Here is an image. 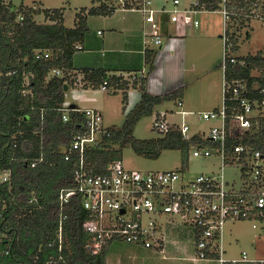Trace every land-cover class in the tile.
Segmentation results:
<instances>
[{
    "label": "built area",
    "instance_id": "2783aa9c",
    "mask_svg": "<svg viewBox=\"0 0 264 264\" xmlns=\"http://www.w3.org/2000/svg\"><path fill=\"white\" fill-rule=\"evenodd\" d=\"M208 3L213 4V0H195L184 7H181V0H172L170 6L162 7H156L153 0L116 1L118 8L142 14L146 27L145 36L155 47H161L164 43L161 32L163 18L183 27L199 29L201 22L198 16L202 12L217 11L221 14L224 45L221 63L224 71L223 101L219 109L198 114V119L216 124L208 134L204 130L192 132L185 118L195 113L183 110V101L177 102L181 109L176 112L181 115V122L171 121L170 113L166 111L157 112L153 121V129L160 136L175 130L184 141L194 140L189 157L217 158L221 162L220 171L188 179V159L181 169L175 171H139L130 169L122 160H117L109 164L105 174H97L86 161L85 153L88 149L99 146L107 134L103 114L96 109L64 107V121L69 120L70 111L79 112L85 118V129L74 136L69 147L60 150L66 162L73 161L74 156H78L73 171V185L62 189L58 197L61 214L56 243L60 253L64 246L63 221L67 218L65 207L73 198H78L87 212L82 228L88 235L87 249L93 255L101 254L114 241L141 245L164 253L168 227L181 224L194 229L195 251L197 258L201 260H215L219 264H264V258L251 259L245 251L239 258L229 259L225 250L228 224L251 222L253 229L264 228V150L254 149L243 143L246 136L253 135L260 118L264 117V88L257 85L250 88L244 79L227 81L225 76L229 64L245 65V61L239 60L233 53L234 40H240L243 30L252 19H264V0H245L244 4L238 0H219L215 10H209L206 7ZM23 20L24 16L20 15L18 21ZM243 21L244 25L241 24ZM81 49V45H78L77 50ZM33 56L35 60L51 58L48 51H36ZM53 73L63 75L59 69H55ZM147 73V69H144L140 74L123 76L133 86L140 78H145ZM65 76L72 86H85L82 72L70 70ZM100 89L110 91L109 82L104 81ZM250 90H259L262 97L250 98ZM27 93L29 92H24ZM228 94L231 96L229 99L236 102L231 108L226 103ZM23 161L27 164L30 162L34 168L43 158ZM228 167L241 172L239 186L236 182L227 181L225 169ZM11 181L12 169L0 168V186L10 185ZM4 204L5 209V201ZM3 215L1 212L0 225ZM53 244L55 242L49 246ZM62 260L60 255L58 260L52 259L49 264H59Z\"/></svg>",
    "mask_w": 264,
    "mask_h": 264
},
{
    "label": "trees",
    "instance_id": "16d2710c",
    "mask_svg": "<svg viewBox=\"0 0 264 264\" xmlns=\"http://www.w3.org/2000/svg\"><path fill=\"white\" fill-rule=\"evenodd\" d=\"M109 1L93 0L90 9H82L77 14L76 26L68 28L63 9L28 7L23 3L16 6L13 0H0V168L12 169L11 184L0 186V213H4L0 225V264H49L60 255L63 260L59 264H107V250L93 255L87 249L88 235L82 228L87 212L78 198H73L65 207L67 218L63 221L61 253L56 240L61 214L59 193L73 185L78 158L75 155L73 161L66 162L60 150L69 147L74 136L85 129V118L79 112L70 111L69 120L64 121L65 86H72L65 75L74 69L77 46L84 43L89 32L87 17L112 16L118 9ZM218 2L213 0L206 7L215 10ZM20 15L24 16L23 21H18ZM41 15L45 23L36 21ZM234 43L237 52L238 38ZM36 51H48L51 58L35 60ZM155 57V50H146L148 74L153 71ZM238 59L244 60L245 65L229 64L226 80L244 79L250 88L253 85L264 88V55L250 54ZM55 69L63 75H55ZM80 72L84 74L85 86L99 87L107 80L115 91L122 90L125 103L131 88L142 93L140 102L126 114L123 125L107 128L101 144L86 151V161L95 173L105 174L109 164L122 160L126 146L147 158L158 159L164 150H180L187 159L195 141H184L175 130L147 140L134 136L137 124L151 116L156 107L164 102L182 101L181 88L164 96H153L143 85L146 78L131 86L123 74L109 76L102 70ZM26 91L29 93L24 94ZM248 96L262 97L259 90H250ZM230 97L228 94L226 103L231 108L236 102ZM243 143L264 150V117ZM41 157L43 161L34 168L30 162L23 161ZM3 235L6 237L2 238Z\"/></svg>",
    "mask_w": 264,
    "mask_h": 264
},
{
    "label": "rangeland",
    "instance_id": "374dc122",
    "mask_svg": "<svg viewBox=\"0 0 264 264\" xmlns=\"http://www.w3.org/2000/svg\"><path fill=\"white\" fill-rule=\"evenodd\" d=\"M117 0H110L111 4H116ZM155 6L161 0H153ZM163 1V0H162ZM195 0H181V7L188 6L190 2ZM172 0L166 2L167 6L171 5ZM16 6L22 3L25 6L33 7L40 6L42 9H63L65 14V26L73 28L76 25V16L82 9H90L94 4L93 0H13ZM135 15L137 13H134ZM119 15V14H118ZM43 16V15H41ZM137 16V15H136ZM38 18V17H37ZM116 18H121L115 17ZM36 19V18H35ZM201 22L199 29L188 30V38H196L201 34L212 35L215 39L214 46L217 49L220 46L221 58L219 63L223 60V39L220 35L223 32L222 16L217 11L202 12L198 16ZM114 20V19H108ZM39 23H45V18L36 19ZM172 26H180L178 23H171ZM89 25V32L87 36L96 34L98 30L106 32L107 26L98 24V26ZM98 27V28H97ZM186 28V27H185ZM187 29V28H186ZM168 31V28H166ZM108 32V31H107ZM115 38H119L118 33H114ZM170 37L164 36V45ZM177 48H173L175 52H181V45L177 37L172 38ZM184 39V40H185ZM191 39V40H192ZM180 40V41H178ZM148 46L156 51V59L161 58L167 61L171 57L169 51L165 52L160 47H155L150 39H147ZM116 46V45H115ZM178 49V50H176ZM173 51V50H172ZM218 52V51H215ZM235 56L256 55L262 53L264 55V19H252L251 23L246 26L240 36V50L233 52ZM152 71L149 72L152 75ZM221 73V71H220ZM148 74V75H149ZM257 74V73H255ZM222 81V77H221ZM81 95H86L92 98L91 102L79 103ZM123 94L118 91L114 93H104L99 88L89 87L88 90L70 88L67 84L65 86V103L64 107L68 108L71 105H76L81 109L93 108L99 109L103 112L105 126H122L124 123L125 113L122 106ZM175 102L171 104L158 107V110H176ZM155 112L151 116L141 119L134 131V136L137 139L147 140L162 137L153 129V121ZM177 118V117H176ZM182 118L179 116L173 122H181ZM185 121L190 125L191 131L204 130L206 134L212 126L216 123L213 121H206L198 119V115L187 116ZM189 161V170L186 174L188 179H194L200 174H209L212 172H219L221 162L217 158H193L187 157ZM122 161L124 165L130 169L139 171H175L181 169L184 165L185 156L180 150H164L158 159L147 158L137 155L130 146H126L122 152ZM186 162V161H185ZM225 176L228 182H236L239 186L241 183V172L232 167L225 169ZM186 178V179H187ZM167 234L166 252L159 253L144 248L141 245L129 244L121 241H114L110 244L107 253V264H218L215 260H201L196 255V235L194 229L190 226L176 224L170 227ZM260 234L263 235L260 229H253L251 222H237L235 224H228L225 234V250L226 257L239 258L240 254L245 251L251 257H255V249H262L264 252V237L259 239Z\"/></svg>",
    "mask_w": 264,
    "mask_h": 264
},
{
    "label": "crops",
    "instance_id": "0c3cea01",
    "mask_svg": "<svg viewBox=\"0 0 264 264\" xmlns=\"http://www.w3.org/2000/svg\"><path fill=\"white\" fill-rule=\"evenodd\" d=\"M167 1L168 0H161L157 2L158 5H156V7L166 6ZM115 6L117 7L116 4ZM134 13H137V16ZM119 16H121V18L115 19V17ZM42 17L43 16H38V18ZM109 18L114 20H108ZM87 21L91 26H98V24L101 23V25H106L107 29L105 33L98 30L96 34L89 36L86 35L84 43L81 45L82 49L78 50L74 55V71L102 70L109 76L123 74L125 77H128L131 74H140L144 69H147L148 71V68L145 65L146 52H144L145 50H148L147 37L145 36L146 27L144 24V18L140 12L118 8L112 16H88ZM166 28H168V31ZM186 28L181 25H176V27L172 26L168 21V18H163L161 32L163 37L168 36L170 38L165 45L163 43L160 49H164L165 47V52L169 51V53H171L170 58L172 59L164 61L165 59L162 60L159 58L155 61V57L153 73L152 75L149 74L145 77L146 81L144 82V86L147 92L153 96H164L181 88L183 90L182 109L188 112H194L195 115H198L201 112L219 109L222 105L224 71L221 68L222 61L219 63L222 52H220V46L218 45L216 49L214 42H212L215 39V36L212 37V35L201 34L194 39H185L187 37L186 32L188 30L190 31L189 28ZM114 33H118L119 38H115L113 36ZM222 35L223 32L220 37H222ZM173 37L182 39L181 41L178 40L182 47L181 52L174 51L177 47L174 42H172L174 41L172 39ZM149 50L154 49L150 48ZM69 87L84 90H88L89 87L100 89V86L97 87L90 85ZM100 91L102 90L100 89ZM102 92L114 93L118 91L111 88L110 91ZM120 92L123 94V112L127 114L140 102L142 93L139 89L131 88L128 92V101L125 103L124 92L122 90H120ZM92 100V98L87 97L86 95H81L79 103L81 102L84 104L91 102ZM173 102H175V105L177 106L176 110H163L170 113L169 119L171 121L177 120L179 116L181 117V115L176 114L181 108L178 107L176 101ZM171 103L172 102H164L158 107ZM158 107L154 110L155 114L161 112L158 110ZM77 109L81 108L78 107ZM99 111L103 114L101 110ZM106 127L112 128L118 126L112 125ZM171 226L168 227L167 234L168 230L171 229ZM260 230L263 235L260 234L259 239H261L262 236L264 237V228ZM108 248L106 249L107 253ZM249 257L251 259H263L264 252L262 249L256 248L255 257H251V255H249Z\"/></svg>",
    "mask_w": 264,
    "mask_h": 264
},
{
    "label": "water",
    "instance_id": "95a60500",
    "mask_svg": "<svg viewBox=\"0 0 264 264\" xmlns=\"http://www.w3.org/2000/svg\"><path fill=\"white\" fill-rule=\"evenodd\" d=\"M70 108L71 109H76V106L75 105H71Z\"/></svg>",
    "mask_w": 264,
    "mask_h": 264
}]
</instances>
